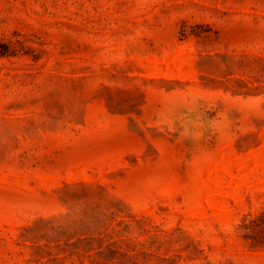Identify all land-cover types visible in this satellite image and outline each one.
<instances>
[{
	"label": "rangeland",
	"instance_id": "374dc122",
	"mask_svg": "<svg viewBox=\"0 0 264 264\" xmlns=\"http://www.w3.org/2000/svg\"><path fill=\"white\" fill-rule=\"evenodd\" d=\"M2 52L0 264H264V0H0Z\"/></svg>",
	"mask_w": 264,
	"mask_h": 264
},
{
	"label": "trees",
	"instance_id": "16d2710c",
	"mask_svg": "<svg viewBox=\"0 0 264 264\" xmlns=\"http://www.w3.org/2000/svg\"><path fill=\"white\" fill-rule=\"evenodd\" d=\"M2 47L6 50L7 49V46H5V45H2ZM6 55V52H2L1 54H0V57L1 56H5Z\"/></svg>",
	"mask_w": 264,
	"mask_h": 264
}]
</instances>
